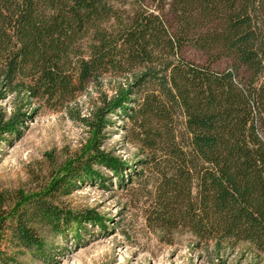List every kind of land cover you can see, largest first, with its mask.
<instances>
[{
	"label": "trees",
	"instance_id": "16d2710c",
	"mask_svg": "<svg viewBox=\"0 0 264 264\" xmlns=\"http://www.w3.org/2000/svg\"><path fill=\"white\" fill-rule=\"evenodd\" d=\"M103 80L91 153L35 191H0V264H48L54 239H79L81 219L99 225L62 197L81 179L101 184L95 166L124 187L127 166L97 150L112 115L150 173L144 219L159 241L188 234L264 257V0H0V102L17 84L63 105ZM21 115L0 106V143Z\"/></svg>",
	"mask_w": 264,
	"mask_h": 264
},
{
	"label": "rangeland",
	"instance_id": "374dc122",
	"mask_svg": "<svg viewBox=\"0 0 264 264\" xmlns=\"http://www.w3.org/2000/svg\"><path fill=\"white\" fill-rule=\"evenodd\" d=\"M183 55L195 63L206 61L204 54L185 49ZM223 70L227 61L214 63ZM244 75V74H243ZM106 80L102 86L87 84L73 100L63 105L26 99L17 84H10L7 98L0 102L6 116L20 112L19 134L1 142L0 191H35L50 178L60 176L69 163L85 159L93 148L91 115L99 96L110 95ZM119 114V113H117ZM119 116V117H117ZM112 115L113 126L105 131L97 150L121 160L127 168L124 187L109 170L92 167L91 172L104 181L81 179L66 192L62 202L72 214L89 216L99 222L80 220L82 231L70 232L66 241L54 239L56 253L48 264H264L245 246L234 250L225 245L198 243L188 234L176 235L171 243L161 242L146 226L144 214L149 206V171L138 160L143 156L127 142L128 122ZM142 176L137 178V174ZM25 264H42L30 256Z\"/></svg>",
	"mask_w": 264,
	"mask_h": 264
}]
</instances>
